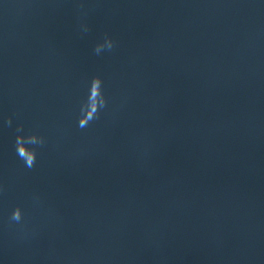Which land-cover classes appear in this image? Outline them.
<instances>
[{
    "label": "water",
    "instance_id": "1",
    "mask_svg": "<svg viewBox=\"0 0 264 264\" xmlns=\"http://www.w3.org/2000/svg\"><path fill=\"white\" fill-rule=\"evenodd\" d=\"M0 264H264V0H0Z\"/></svg>",
    "mask_w": 264,
    "mask_h": 264
},
{
    "label": "clouds",
    "instance_id": "2",
    "mask_svg": "<svg viewBox=\"0 0 264 264\" xmlns=\"http://www.w3.org/2000/svg\"><path fill=\"white\" fill-rule=\"evenodd\" d=\"M92 79L98 81V80H99V76H98V75H94V76L92 77ZM34 158H35V155H33L32 157H30L29 160L27 161V163H28L29 165H31L32 162H33V160H34ZM21 215H22V211H21L20 206H19V205H16L15 207H13L12 212H11V216H12L14 219L19 220V219L21 218Z\"/></svg>",
    "mask_w": 264,
    "mask_h": 264
}]
</instances>
